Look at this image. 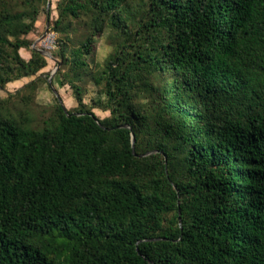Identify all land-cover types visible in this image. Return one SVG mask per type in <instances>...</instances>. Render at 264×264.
<instances>
[{"label": "trees", "instance_id": "obj_1", "mask_svg": "<svg viewBox=\"0 0 264 264\" xmlns=\"http://www.w3.org/2000/svg\"><path fill=\"white\" fill-rule=\"evenodd\" d=\"M19 1L0 2V88L47 66L21 38L40 0ZM144 1L138 21L130 0L57 6L56 30L134 25L94 78L109 116L77 86L41 129L0 102V264H264V0ZM89 45L70 50L75 79ZM137 94L165 115L144 153Z\"/></svg>", "mask_w": 264, "mask_h": 264}, {"label": "rangeland", "instance_id": "obj_2", "mask_svg": "<svg viewBox=\"0 0 264 264\" xmlns=\"http://www.w3.org/2000/svg\"><path fill=\"white\" fill-rule=\"evenodd\" d=\"M1 1L11 3L17 12L24 10V5L19 0ZM60 1L40 0L36 2L39 13L35 26L28 33L21 35V38L30 42L29 49L45 50L43 46L48 44L43 42L50 40L51 48L45 50L50 53V56L43 55L47 66L36 75L20 80L21 83L16 81L0 88V102H7L8 114L14 119L20 117L26 119L27 125L34 129H41L45 125L49 116L54 112L56 104H60L59 100L67 110L76 108L75 86L80 88L86 109L94 112L100 119L109 116V111L100 107V105L105 106L107 102L104 89L101 84L94 81V78L98 77L105 67L106 60L116 51L118 44L125 39L130 28L134 27L130 21L127 27H122L118 31L106 27L101 34H97L86 17L81 16L77 20L68 21L69 24L65 23L63 27L56 30L54 22L58 16L57 6ZM144 3V0H130L128 9L135 21L140 19ZM3 33L0 25V34ZM88 39H90V53L85 55L87 67L80 72V78L75 79L74 72L71 70L70 50L81 46ZM62 50H65L63 59L59 55ZM19 52L24 58L29 57L28 50L21 49ZM33 80H35L33 88H24ZM156 80L153 79L154 84H157ZM53 89L58 96L55 95ZM135 99L144 109L145 122L137 133V150L139 153H144L159 140L160 125L165 121V115L159 102L150 100L148 95L137 94Z\"/></svg>", "mask_w": 264, "mask_h": 264}, {"label": "water", "instance_id": "obj_3", "mask_svg": "<svg viewBox=\"0 0 264 264\" xmlns=\"http://www.w3.org/2000/svg\"><path fill=\"white\" fill-rule=\"evenodd\" d=\"M43 37V36H42ZM42 37H41V39H42ZM35 45V44H34ZM35 50H37V51H39L42 55H44V56H50V53H48L47 51H45V50H41V49H36V48H34ZM53 92L55 93V95L56 96H58L57 95V93H56V91L53 89ZM59 102H60V104L62 105V107H63V109H64V111L66 112V108L64 107V105L62 104V102L59 100ZM121 127H124V128H128V129H130V127H128V126H126V125H123V126H121ZM134 142H135V139H134V134L131 132V147H132V150H133V152H134ZM152 153H154V152H150V153H147V154H144V155H139V157H143V156H146V155H150V154H152ZM179 222H180V220H179Z\"/></svg>", "mask_w": 264, "mask_h": 264}, {"label": "built area", "instance_id": "obj_4", "mask_svg": "<svg viewBox=\"0 0 264 264\" xmlns=\"http://www.w3.org/2000/svg\"><path fill=\"white\" fill-rule=\"evenodd\" d=\"M42 41H43V40H42ZM48 42H50V40H49V39H47L46 41L44 40V42H43V43H46V44H48V45H44V46H43V48H44L45 50H47V49L51 48V42H50V44H49Z\"/></svg>", "mask_w": 264, "mask_h": 264}, {"label": "crops", "instance_id": "obj_5", "mask_svg": "<svg viewBox=\"0 0 264 264\" xmlns=\"http://www.w3.org/2000/svg\"><path fill=\"white\" fill-rule=\"evenodd\" d=\"M19 81H20V80H19ZM19 81H18V82H19ZM19 83H21V81H20Z\"/></svg>", "mask_w": 264, "mask_h": 264}]
</instances>
